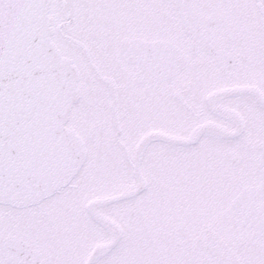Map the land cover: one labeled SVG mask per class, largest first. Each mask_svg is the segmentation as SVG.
I'll use <instances>...</instances> for the list:
<instances>
[{"label":"snow or ice","instance_id":"6c2138e0","mask_svg":"<svg viewBox=\"0 0 264 264\" xmlns=\"http://www.w3.org/2000/svg\"><path fill=\"white\" fill-rule=\"evenodd\" d=\"M0 264H264V0H0Z\"/></svg>","mask_w":264,"mask_h":264}]
</instances>
